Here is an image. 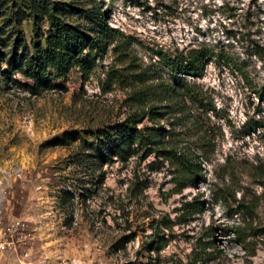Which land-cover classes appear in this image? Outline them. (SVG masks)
<instances>
[{
    "label": "rangeland",
    "instance_id": "rangeland-1",
    "mask_svg": "<svg viewBox=\"0 0 264 264\" xmlns=\"http://www.w3.org/2000/svg\"><path fill=\"white\" fill-rule=\"evenodd\" d=\"M0 3V13H57L82 30L103 13L122 43L115 47L106 35L85 79L70 67L36 93L26 88L30 80L0 64V174L21 171L6 190L4 219L27 221L31 249L22 260L19 242L16 254L0 255V264H264V95L249 90L236 71L241 67L257 86L263 83L264 0ZM37 26L45 30V20L26 17L16 30L29 43ZM200 46L220 50L226 62L214 55L200 76L183 77L198 102L179 97L160 108L154 143L135 141L125 162L117 154L109 161L111 144L102 132L135 108L128 96L143 83L136 74L163 71L157 53ZM202 143L211 150L208 160L199 159L204 180L174 191L173 152L200 154ZM196 192L205 200L202 212L175 222L174 207ZM242 192L258 197L245 250L217 230L236 222L231 194L237 199ZM161 218L168 228L156 226ZM161 230L166 242L147 251Z\"/></svg>",
    "mask_w": 264,
    "mask_h": 264
},
{
    "label": "trees",
    "instance_id": "trees-1",
    "mask_svg": "<svg viewBox=\"0 0 264 264\" xmlns=\"http://www.w3.org/2000/svg\"><path fill=\"white\" fill-rule=\"evenodd\" d=\"M32 2L35 7L38 6L34 3V0ZM95 14L97 20L94 23L95 26H89L87 29L82 30L79 24H69L57 13H31L28 15H25V13H0V64L4 63L6 65L9 74L17 72L30 80L31 84L26 85L30 93H36L41 86L50 84L53 73L56 76H63L70 67L77 68L81 78L85 79L94 65L95 57H100L104 52L106 35L109 36L112 42L114 40L117 44L115 47H120V44H122L114 39L115 34L121 33L108 27L104 21L103 13ZM26 17H30L34 24H38L43 20L46 23L45 30L40 29L38 26L33 29V36L29 43H26L21 35L22 32L16 30L17 25ZM84 49H86V53L83 54ZM214 55L226 62L220 50L208 49L202 46L168 55L157 53L163 71L142 70L136 74L137 80L143 83L132 89L128 96L129 103L135 108L123 121L110 125L102 132L104 139L111 144L108 152L109 161H111L113 154H117L119 162H125L132 153L130 150L133 148L132 144L135 141L141 145L154 143L151 132L162 129L154 122L160 108H169L171 103L178 104L181 97H186L191 102H198V93L192 89L190 83L183 81V77L200 76L206 62ZM236 71L249 90L259 98L264 95V80L262 85L257 86L243 68L236 67ZM113 72L116 75L118 74L115 69ZM3 74V70L0 69V75ZM123 75L128 76L129 73ZM162 103H164L163 107ZM143 120H147L150 125L138 126ZM198 148L200 154L196 151L189 154L180 150L173 152L176 171L173 172L171 181L174 191L180 192L186 184L196 188V184L204 180V173L200 167L199 159L208 160L211 150L207 143H202ZM234 194H231L230 217L235 215L237 220L229 225L224 224L217 230L223 236L229 237L231 235L235 242L239 243L242 249L245 250L243 242L247 236L251 235V222L258 197L254 194L248 195L242 192L238 194L236 199ZM200 198L201 193L196 192L190 199L184 200L174 207L175 222H188L192 216L200 214L205 205V200ZM157 222L156 226L164 229L170 225L163 218ZM155 227H153L154 230ZM159 232H161L160 236L157 235L155 239H151L146 246L147 251L158 250L157 247L152 246L153 242H166L167 239L164 237L163 230Z\"/></svg>",
    "mask_w": 264,
    "mask_h": 264
},
{
    "label": "built area",
    "instance_id": "built-area-1",
    "mask_svg": "<svg viewBox=\"0 0 264 264\" xmlns=\"http://www.w3.org/2000/svg\"><path fill=\"white\" fill-rule=\"evenodd\" d=\"M20 177L21 171L17 168L3 169L0 174V255L4 251H13L16 254V244L21 242L23 246L19 251V257L23 260L31 252L27 243L30 240L27 221L15 219L14 221L6 222L4 219L6 190L15 179H20ZM20 263L23 264L22 262Z\"/></svg>",
    "mask_w": 264,
    "mask_h": 264
}]
</instances>
